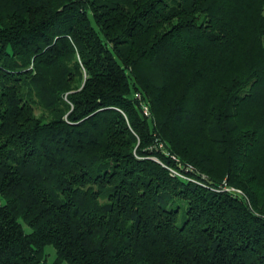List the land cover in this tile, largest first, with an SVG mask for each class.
Listing matches in <instances>:
<instances>
[{
	"label": "trees",
	"instance_id": "1",
	"mask_svg": "<svg viewBox=\"0 0 264 264\" xmlns=\"http://www.w3.org/2000/svg\"><path fill=\"white\" fill-rule=\"evenodd\" d=\"M48 246L264 264V0H0V264Z\"/></svg>",
	"mask_w": 264,
	"mask_h": 264
},
{
	"label": "built area",
	"instance_id": "2",
	"mask_svg": "<svg viewBox=\"0 0 264 264\" xmlns=\"http://www.w3.org/2000/svg\"><path fill=\"white\" fill-rule=\"evenodd\" d=\"M144 113H145L146 116L150 115L148 107L144 108ZM161 146H163V145H161ZM179 166H180V168H179L180 170L168 168L169 171L171 172L172 176H178V177H180L182 179H186V180L193 181V182H196V183L200 184L197 179L192 178V177L189 176V174L196 173V170L194 169L193 166H191V165H186L185 166L181 162L179 163ZM202 178L205 179V180L207 179L206 176H202ZM203 186L207 187V188H210V189H212L214 191H220V190L213 189V188H211V187H209V186H207L205 184ZM221 191L235 192V193L243 195V192L241 190L235 189V188H232V187H227V186L222 188Z\"/></svg>",
	"mask_w": 264,
	"mask_h": 264
},
{
	"label": "rangeland",
	"instance_id": "3",
	"mask_svg": "<svg viewBox=\"0 0 264 264\" xmlns=\"http://www.w3.org/2000/svg\"><path fill=\"white\" fill-rule=\"evenodd\" d=\"M92 22H93V26H96V23H95L94 19H93ZM137 97L139 98V100H141L140 95H138ZM36 113L38 115L41 114V110L40 109H37L36 110ZM197 173H199V172H197ZM202 176H205V175L202 174ZM232 188H234V187H232ZM24 229L28 233L31 232V229L27 225H24ZM41 264H68V263H66V262H64V263H58L57 262V259H56V251H55V249L52 246H48L46 249H44V251L42 253V256H41Z\"/></svg>",
	"mask_w": 264,
	"mask_h": 264
}]
</instances>
